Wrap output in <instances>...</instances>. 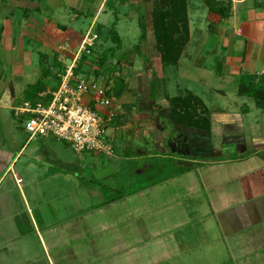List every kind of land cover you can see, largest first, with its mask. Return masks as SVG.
<instances>
[{
    "label": "crops",
    "instance_id": "1",
    "mask_svg": "<svg viewBox=\"0 0 264 264\" xmlns=\"http://www.w3.org/2000/svg\"><path fill=\"white\" fill-rule=\"evenodd\" d=\"M51 1L52 5L56 6L64 2V0ZM112 1L100 0L85 35L82 31L59 25L56 20L48 21L45 24L44 17L40 13V5L34 2L35 5L37 4L35 11H38L39 18L34 15V20L40 29L38 38L41 41V43L36 41L41 45L35 48L30 45L29 41L32 39L22 37V34L26 33L29 17H25L27 12L21 6H25L28 2L12 0L13 13L10 14L16 21L6 19L0 33L2 37L0 48L4 52L5 61L4 68L0 69V109L12 110L14 106L20 104H16L18 98H24L26 89L34 84L33 81L28 80L35 78V82L38 81L44 67H49L51 75L55 72V75L58 76L57 85L70 65H75V69L78 68V65L80 66L78 76L81 78H86L85 76L98 77L99 70L96 69V66H99L100 70L102 67L93 56L101 59L102 54L106 51L105 47L103 48L98 43L101 36L97 32L92 34L90 31L103 26L100 22L101 15L106 12V7ZM113 2L112 8L115 5L117 7L118 0ZM122 2V7H124V1L122 0ZM69 3H74V1L69 0ZM129 3L146 7L149 31L146 40V56L148 59H152V65L144 63L143 69L132 73L129 79L124 70L127 67L131 68L132 63H121L117 55L113 54L112 58L117 64L112 63V67L115 65L116 71L112 69L113 73L111 72L109 81L101 86L106 89L109 97L115 98L117 96L114 93L116 80L126 76L124 78L126 86L122 95L119 96L124 98L120 109H116L115 113L112 109L102 107L93 94L85 96V103L104 116L110 111L114 112L115 116L107 125L115 123L113 131L116 135L115 138L121 137L126 140L127 147L135 146L132 142L141 138L145 133L143 126L146 123V134L153 136L156 155H170L178 162V165H183L179 163L181 161L193 164L192 166L183 165L185 168L192 169L180 173L179 176L191 175L193 168L196 172L202 170L205 173L203 174L205 185L202 181L200 183L212 194L211 209L214 211L213 214L218 220L220 229L227 237L232 236V240L245 256L254 252V255L263 258L264 133L256 135V132L248 128L247 117L250 115V109L244 114L241 113L238 110L240 107L238 99L247 96L246 94L251 91L253 86L264 77V0H212L211 2L188 0L189 42L179 62L165 69L160 68L157 55L154 52L152 22H149L152 12L151 0H130ZM221 4L229 7L226 11L221 10L228 16L221 15L216 11ZM79 8L70 7V13H74V19H78L76 14L82 12ZM119 8L121 13L117 16L118 19L123 14H129L126 6L121 10L119 5ZM50 14L48 16L53 15V13ZM53 16L55 18V15ZM117 24L116 21L114 25ZM60 38H64L63 44H66L62 50L59 47L61 53L58 52L59 50L57 51L58 48L54 47V44H57L54 40ZM70 39L78 43L77 48ZM88 39H93L92 46L88 47L90 52H83L79 57L78 54L75 56V51L80 49ZM108 40L110 41V37ZM71 45L74 50L69 48ZM68 48L71 55L65 53ZM110 48L106 50L108 51ZM73 54L74 56H72ZM83 56H87L84 62ZM134 57L135 55L132 53L131 59ZM173 68L175 75L172 80L175 81L176 94L166 93L162 101L165 104L161 105L156 98L150 97L151 85L158 84L157 80H164L167 84L165 72L167 69L172 70ZM144 71L146 73L143 75ZM115 72L117 77L113 76ZM115 78L117 79L115 80ZM48 81L49 77L45 82L48 83ZM140 81H142L143 89ZM132 88V91L136 90V94H138L136 98L133 97L138 101L137 106L130 104V99H128L129 90ZM163 88L164 91H167V87ZM210 92L214 94L216 101L221 105H211L204 100L205 97L202 93L209 94ZM188 95L202 101L203 108L206 109L207 117L211 122L210 130L188 127L173 121L170 102L166 98L187 97ZM219 96L222 99H217ZM240 103L243 102L240 101ZM115 107L114 105L113 109ZM125 110H129V112ZM3 120L5 122H0V128L2 127L3 130V132L0 131V137L2 133H6V128L10 129L6 119L3 118ZM215 139L218 141L217 144H215ZM25 146L17 153L10 148L0 147V264L37 263V255L33 252L32 247L24 254L25 257L20 254L18 247L23 243L24 224L29 229L26 235H30V237L34 235L35 238H38L44 254L50 261L51 257L46 250L48 244L42 228L49 234H54L55 229L59 227H52V220L57 221L62 217V213L57 214L55 212L57 209H53L51 197L43 200L42 195L38 196L36 178H34L36 180L26 182L24 177L16 172L15 164ZM42 150L52 154L54 158H52V163L56 161L58 165L69 166L56 159L54 154L45 148V145ZM114 150L113 148V154ZM138 152L144 154L140 149ZM38 159L36 162L39 161ZM29 161H31L30 166L35 163L33 160ZM51 162L48 165H51ZM76 166H80L78 162L74 165V167ZM18 179H22V182L18 183ZM65 218L62 217L60 221ZM18 251L19 254H17Z\"/></svg>",
    "mask_w": 264,
    "mask_h": 264
},
{
    "label": "rangeland",
    "instance_id": "2",
    "mask_svg": "<svg viewBox=\"0 0 264 264\" xmlns=\"http://www.w3.org/2000/svg\"><path fill=\"white\" fill-rule=\"evenodd\" d=\"M35 1L40 5V13L44 17L45 24L49 20H56L59 25L82 31L83 35L87 33L92 15L96 13V7L100 2V0H73L74 3L70 4L69 0H64L63 3L56 6L52 5L51 0ZM113 1L106 7V12L101 15L100 22L103 26L90 32L92 34L97 32L101 36L98 43L107 51L106 49L115 45L108 38L111 29L115 26L114 23L118 22L115 30L122 41L114 54L117 55L121 63H132L131 68L127 67L124 70L130 79L131 74L142 70L146 63L145 57L140 53L132 52L136 51V46H141L140 15H146V7L138 4L131 5L128 0H123V6L127 7L129 14H123L118 19L117 16L121 13L119 5L122 10L123 2L118 0V6L115 5L112 8ZM12 5V0H0V33L6 19L16 21L10 14L13 11ZM70 7L82 10L81 13L76 14L78 19H74V13H70ZM224 8L229 9L228 7ZM50 12L55 15V18ZM28 13H25V17H28ZM37 13L38 11H34L32 16L35 15L38 18ZM47 13L51 16H48ZM22 37L28 38L24 34ZM1 39L0 35V41ZM64 40V38L54 40L57 42L54 44V47L58 48L57 51L59 47L62 50V47L66 45L63 44ZM70 40L77 48L78 43L75 40ZM29 42L35 48L41 45L34 40ZM69 48L74 50L73 45ZM69 48L65 53L71 55ZM60 50L59 53H61ZM78 50L75 51V56ZM104 50L102 49V52ZM99 53H101L100 50ZM132 53L135 55L133 59H131ZM3 54L4 52L0 48V69L4 68ZM112 54L113 52L110 51L105 53L108 60L101 70L99 66H96V69L99 70L98 77H85L99 85L107 84L112 75L111 72L116 71L114 66L117 63L112 58ZM93 57L97 61L100 59L96 56ZM112 63L115 64L113 67ZM145 73L144 71L143 75ZM173 75H175V69H167L165 72L167 84L162 80V83L154 85L153 95L161 105L165 104L162 101L166 93L176 94L175 81L172 80ZM113 76L117 77L116 72ZM169 78L171 79L170 83ZM40 80L45 82L42 76L38 81ZM28 81H33L34 84L38 82H35V78ZM57 81L58 76L54 72L49 77L48 90H53L58 86ZM140 83L142 88V81ZM164 86L167 87V91L162 88ZM199 88L201 89L200 86ZM132 90L133 88L129 90L128 99H130V104L137 106L138 101L133 97L136 98L138 94H136V90ZM202 95L209 104L221 105L216 101L213 93H202ZM246 95L244 98L238 99L239 101L237 100L240 106L238 110L244 114L250 109V115L247 117L248 128L259 135L264 133V111L257 107L251 91ZM24 99L25 96L18 98L16 104L21 103ZM217 99L220 100L222 97L219 96ZM123 100L124 98L119 96L114 98L116 106L113 109L114 112L116 109H120ZM3 118L6 119L10 129L6 128V133H2L0 147L10 148L17 153L26 145L15 164L16 172L23 176L26 182L37 179L38 196L42 195L43 200L51 197L53 200L51 205L53 209H57L55 212L57 214L60 212L62 217H66L62 221H60L62 217L57 221L52 220V227H59L55 229L54 234H49L42 228L48 244L46 250L51 257L50 261L44 254L38 238H35L34 235L31 237L26 235L29 229L24 224L23 243L18 248L20 254L25 257L24 254L32 247L38 259L37 263L32 264L264 263L262 261L264 257L259 258L258 255H254V252L245 256L232 240V236L227 237L220 229L218 220L213 214L214 211L211 209L212 194L200 183L202 181L205 185L203 179L205 173L202 170L196 172L193 168L191 175L181 177L180 173L192 168L178 165V162L170 155H156L153 136L146 134V123L143 126L145 133L141 134V138L132 142L134 147H127L126 140L121 137L115 138L116 135L113 132L115 123L109 124L108 133L113 135L110 142L115 149L112 156L84 152L77 156L80 166L64 167L62 164L58 165L56 161L52 163V154L42 150L44 137H35L29 140L30 136L23 127L25 116H16L10 109H0V122H5ZM144 119L146 120V117ZM0 129L3 132L2 127ZM217 143L218 141L215 139V144ZM139 149L144 154H140ZM146 151L148 152L146 153ZM36 159L39 161L36 162ZM29 160H33L37 164L34 163L30 166L31 161ZM50 162L52 166L48 165ZM107 168L110 169L109 173L101 178H96L98 172Z\"/></svg>",
    "mask_w": 264,
    "mask_h": 264
},
{
    "label": "built area",
    "instance_id": "3",
    "mask_svg": "<svg viewBox=\"0 0 264 264\" xmlns=\"http://www.w3.org/2000/svg\"><path fill=\"white\" fill-rule=\"evenodd\" d=\"M93 39L86 40L78 51L89 53ZM75 65H70L54 90L40 93L34 101L23 100L12 108L16 116H25L24 129L30 136H52L54 140L63 141L74 152L82 154H113L108 123L115 116L110 111L106 116L85 103V96L95 95L98 103L107 109L114 107V98L107 95L104 87L74 73ZM18 183L22 179H18Z\"/></svg>",
    "mask_w": 264,
    "mask_h": 264
},
{
    "label": "trees",
    "instance_id": "4",
    "mask_svg": "<svg viewBox=\"0 0 264 264\" xmlns=\"http://www.w3.org/2000/svg\"><path fill=\"white\" fill-rule=\"evenodd\" d=\"M25 6L22 5V9L26 10L29 17V22L27 25L26 33L24 35L34 41L40 42L38 38V33L40 32L35 16H32L35 8L37 7V1L35 0H25ZM127 1V0H126ZM130 1V0H128ZM212 0H207L211 2ZM20 3V2H19ZM22 4V3H21ZM20 4V5H21ZM24 4V3H23ZM152 12L149 22H152V34L154 36V52L157 55V60L160 64L161 69H165L168 66H174L179 62V59L189 42L190 29H189V16H188V0H151ZM146 5V3H145ZM228 7L222 4L218 6V11L221 15L223 14L221 10L226 11ZM229 8V7H228ZM148 19L146 15H140V26L142 30L141 36V46L135 47L137 53H140L145 57L146 62L152 65V59H148L146 56V40L148 38ZM50 22V20H49ZM110 39L115 44L114 47L110 48L108 51L114 52L119 48L121 44V38L118 35L115 27L110 31ZM143 46V52H142ZM107 52V51H106ZM104 52L101 59L98 60V64L103 67L107 62V57ZM112 54V55H113ZM155 58V59H156ZM87 59V56H83V62ZM80 72V66L74 70L75 75ZM51 76L49 67H44L42 69V79L46 81L48 77ZM154 76L158 79L157 75ZM157 82L162 83V80H157ZM124 78L119 77L116 80L115 94L121 96L125 88ZM57 88V87H56ZM54 88V89H56ZM163 88V87H162ZM48 90V83L42 80L38 81L36 84L29 86L25 91V100H35L38 98L40 93L46 92ZM154 85H151L150 97L154 99ZM251 93L256 100V105L258 108L264 110V78L253 86ZM170 102V108L173 114V121L177 124L195 127L199 129L210 130L211 122L207 117V111L202 105V101L194 96L188 95L187 97H176V98H166ZM13 111V110H12ZM203 111V112H202Z\"/></svg>",
    "mask_w": 264,
    "mask_h": 264
},
{
    "label": "water",
    "instance_id": "5",
    "mask_svg": "<svg viewBox=\"0 0 264 264\" xmlns=\"http://www.w3.org/2000/svg\"><path fill=\"white\" fill-rule=\"evenodd\" d=\"M44 145L47 150H50L56 159L60 160L63 164L74 166L77 164V154L74 152V150L68 146L65 145L63 141L54 140L52 136L44 138ZM180 164H183L184 166H192V163H188L185 161L179 162ZM110 169L107 168L106 170H103L101 172H98L96 174V178H101L102 176L109 173Z\"/></svg>",
    "mask_w": 264,
    "mask_h": 264
}]
</instances>
